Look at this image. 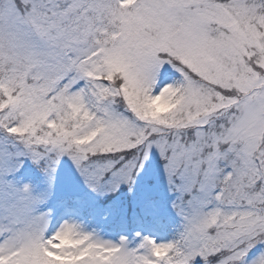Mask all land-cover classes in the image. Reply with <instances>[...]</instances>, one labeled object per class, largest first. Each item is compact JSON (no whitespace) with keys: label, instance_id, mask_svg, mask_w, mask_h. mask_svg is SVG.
<instances>
[{"label":"snow or ice","instance_id":"obj_1","mask_svg":"<svg viewBox=\"0 0 264 264\" xmlns=\"http://www.w3.org/2000/svg\"><path fill=\"white\" fill-rule=\"evenodd\" d=\"M0 264H264V0H0Z\"/></svg>","mask_w":264,"mask_h":264}]
</instances>
